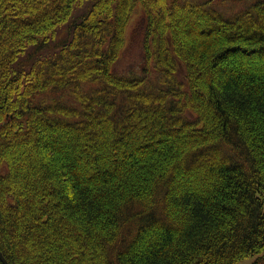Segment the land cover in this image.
<instances>
[{
  "label": "trees",
  "instance_id": "1",
  "mask_svg": "<svg viewBox=\"0 0 264 264\" xmlns=\"http://www.w3.org/2000/svg\"><path fill=\"white\" fill-rule=\"evenodd\" d=\"M228 1L0 0L8 264L264 261V0Z\"/></svg>",
  "mask_w": 264,
  "mask_h": 264
},
{
  "label": "rangeland",
  "instance_id": "2",
  "mask_svg": "<svg viewBox=\"0 0 264 264\" xmlns=\"http://www.w3.org/2000/svg\"><path fill=\"white\" fill-rule=\"evenodd\" d=\"M251 0H244L243 2L236 3L235 1H228L226 3H222L220 6V10H222L223 13L226 15L231 14L232 12L238 11L239 9L245 7L249 4ZM141 18L142 13L140 10H135L134 13L131 16V19L129 21V24L126 29V44L125 49L116 63L117 71H128L130 68L134 69L133 66H135L139 61V49L140 47V38H141ZM59 35L63 36L62 31L59 33ZM60 37V36H59ZM136 68V67H135ZM254 257L250 256L247 259L241 260L236 264H251L253 262ZM261 264H264V261L261 262Z\"/></svg>",
  "mask_w": 264,
  "mask_h": 264
},
{
  "label": "water",
  "instance_id": "3",
  "mask_svg": "<svg viewBox=\"0 0 264 264\" xmlns=\"http://www.w3.org/2000/svg\"><path fill=\"white\" fill-rule=\"evenodd\" d=\"M0 262H1L2 264H8L7 261H6V259L4 258V256L2 255L1 252H0Z\"/></svg>",
  "mask_w": 264,
  "mask_h": 264
}]
</instances>
